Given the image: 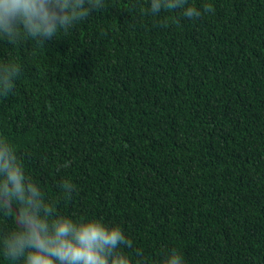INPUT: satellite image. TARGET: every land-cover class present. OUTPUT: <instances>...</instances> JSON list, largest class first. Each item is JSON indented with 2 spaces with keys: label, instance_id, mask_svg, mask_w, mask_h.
<instances>
[{
  "label": "trees",
  "instance_id": "16d2710c",
  "mask_svg": "<svg viewBox=\"0 0 264 264\" xmlns=\"http://www.w3.org/2000/svg\"><path fill=\"white\" fill-rule=\"evenodd\" d=\"M190 3L163 23L104 0L42 45L0 42L21 66L0 134L58 212L120 226L134 259L264 264V0Z\"/></svg>",
  "mask_w": 264,
  "mask_h": 264
},
{
  "label": "clouds",
  "instance_id": "9594fccd",
  "mask_svg": "<svg viewBox=\"0 0 264 264\" xmlns=\"http://www.w3.org/2000/svg\"><path fill=\"white\" fill-rule=\"evenodd\" d=\"M104 7V0H0V42L12 47L25 41L37 46ZM203 11H211L209 4ZM167 10L196 18L201 9L190 0H149L147 13L163 23ZM21 66L14 55L0 60V97L14 89ZM60 187L72 190L64 180ZM132 240L118 225L97 217L57 211V198L29 173L19 145L0 134V258L7 264H150L125 249ZM158 264H186L179 249L165 251Z\"/></svg>",
  "mask_w": 264,
  "mask_h": 264
}]
</instances>
